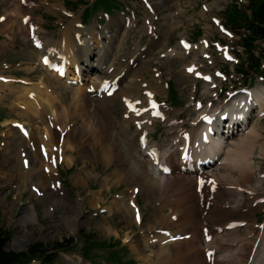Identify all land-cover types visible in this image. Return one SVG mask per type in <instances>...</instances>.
<instances>
[{"label": "rangeland", "instance_id": "374dc122", "mask_svg": "<svg viewBox=\"0 0 264 264\" xmlns=\"http://www.w3.org/2000/svg\"><path fill=\"white\" fill-rule=\"evenodd\" d=\"M20 1L0 0V18H2L0 19V231L9 238L7 248L17 253H26L27 264H148L138 259L131 247V242L137 239L138 233L141 232V222H137L138 214L137 220L129 222L114 207L113 209L109 207L112 198L128 187L125 182L109 183L113 179L108 174L119 171L115 169L119 164L118 159L113 158L111 166L97 159L96 154L99 151H95V141L91 136L94 118H91L89 125H83L86 135L75 134L69 139L68 135L73 129L79 128L84 122L79 108L68 105L67 99L72 94V90L63 86L57 88L59 92L53 93L46 89L45 84L39 88L40 79H43V82L45 79V82L56 87H59V82L42 68V47H35L32 39L26 41L28 34L25 36L20 28L21 20L24 24H29L32 20L35 24H31V29L35 26L40 27L42 32L40 39L43 43L51 37L60 38L61 43L64 35L68 34L73 46L74 42L79 44L78 41L83 39L86 33L81 35L79 29L81 31L88 29L96 46L92 56L95 55L96 58L102 49L109 48L112 37H115L110 59L102 68L107 70L109 65H114L119 68V72L123 71L121 77L128 73V81L135 80L138 83L141 81L142 87L132 98L145 99L149 93L148 98L153 97L157 100L161 111H159L160 115H154L157 117V122L149 136V141L161 144L169 136L165 115L173 118L184 130L191 131L194 128V119L202 110H205L206 114H212L215 109H223L229 104V99L242 94L246 89L263 90L264 73L255 71L251 67L249 64L251 59L240 42V33L245 29L239 27L241 22L237 25L230 23L236 11H239L240 20L250 14L249 4L252 0ZM20 3L27 9L21 11L22 9L18 8ZM28 7L33 8V13L29 12ZM87 36L90 38L89 35ZM182 38L187 40V46L192 47L191 50L187 52L183 50L180 45ZM203 41H206L205 57L201 53ZM258 44L260 48L264 47L263 43ZM174 51L184 54H173ZM255 55L263 56L260 50H256ZM92 56L91 62L96 59ZM194 62L200 63V71H197L199 67ZM191 63L196 66L195 74L192 73L191 68H189L191 72L188 73V66L190 67ZM262 63L264 71V58ZM74 74L73 69L70 70L69 77H74ZM205 76L213 77L214 82L206 86V82L209 83L210 80H205ZM94 78L95 75L92 79ZM152 78L157 81L159 87L156 96L146 89ZM11 79L15 80L12 84L14 87L25 85L28 88H35L43 101L54 99L52 100L54 105L51 104L48 108L59 124L54 125L45 121L43 123L41 117L25 113L24 106L18 99V89L10 88L11 84L8 82ZM69 83L71 84L68 81V85ZM72 84L74 88L79 85L87 86V83L82 84L78 80ZM259 92L263 93L264 90ZM110 97L114 116L121 122L115 126V130L119 132L118 136L125 145L126 136L135 134L136 125L132 123L131 131L127 135L122 134L126 102L119 92L116 96L110 94ZM197 104L201 106L200 109L196 107ZM226 114H228L227 120L230 121V115L226 112L219 114L218 117L216 114L215 117L219 121ZM11 121H20L32 126L34 140L40 139V129L48 124L52 125L53 131L60 135L58 143L54 144V148L60 152L59 155L61 154L60 157L55 156L54 151H48L49 155L45 156L54 160L57 166L54 170L57 175L45 181L48 182L45 187H42V182L38 181L45 174L43 171H38L39 173L24 181L9 175L13 170L16 171V166L20 165V158L14 157L18 148L23 144L25 145L23 148L26 149L24 153L29 151L27 140L22 139L26 136L24 137L22 130H18L16 126L14 130ZM228 121H225L226 127L231 123ZM248 126L256 127L261 134L256 142L253 163L256 166L255 177L264 180V149L262 150L264 113L259 117L250 118ZM10 128H13V132ZM237 130L235 129L233 135L230 131L233 138L231 140L238 141L243 135V131L237 132ZM128 147H132V151L133 148L136 149L135 143ZM84 152L87 154L85 158ZM51 154L54 155L52 158ZM39 158L41 159L39 155H31L34 163L36 161L41 163L42 159ZM165 159L168 160L167 155ZM27 164L34 168L30 160ZM41 164L35 168H39ZM84 165L88 167L83 170ZM127 166L129 168L130 165ZM81 168L84 174L91 173L90 176H86L87 184L76 185L73 182L74 173ZM106 175H108L107 179H105ZM60 184L63 196L68 197L69 204L71 201L74 204L79 202L83 204L78 224L73 225L74 228L70 227L68 218L64 214L65 210L53 206V202L60 199ZM34 185L39 188V195L32 193ZM51 185L55 187L52 188L53 191L50 190ZM244 194L248 200L249 192L245 191ZM257 195L260 197L258 199L264 198V187L258 190ZM88 200H94L97 208L87 203ZM133 201L139 211L141 210V217L143 214V224L152 216L155 203L148 202L140 194ZM106 206H108L106 209L111 210L105 212L99 209ZM33 207L38 217L37 222L26 218L28 211ZM49 208L52 210L51 214H46ZM247 210L244 211V217L250 224L264 225V200L260 202L259 207ZM166 211L171 213L169 209ZM112 214L114 216L111 218ZM75 216L72 212L71 217L75 218ZM105 222L113 227V233L110 235L99 230L98 226ZM241 233L244 235L245 230ZM38 243L44 245L46 250L43 251L44 254L34 257L28 255V248ZM169 248L173 251L174 246L169 245ZM150 253L151 251L148 250L147 254Z\"/></svg>", "mask_w": 264, "mask_h": 264}, {"label": "bare ground", "instance_id": "6f19581e", "mask_svg": "<svg viewBox=\"0 0 264 264\" xmlns=\"http://www.w3.org/2000/svg\"><path fill=\"white\" fill-rule=\"evenodd\" d=\"M27 1L29 2V0H24V2ZM18 8L22 9L21 11L27 9L21 3ZM28 9L30 13L33 11V8L28 7ZM31 24L35 23L30 20L29 24H24L21 20L20 28L25 36L28 34L25 38L26 41L32 39V43H35L41 40L40 33L42 32L38 26L31 29ZM79 31L81 35L86 32L83 35L84 38L79 39V44L74 42L72 46L73 43L69 40L70 36L65 34L61 43L60 38L51 37L45 43L42 42L41 48L42 61L43 58H46L54 64L60 65L63 61L70 60L72 64L79 67L78 72L73 75L74 77L67 76L64 78L59 71L54 70L53 65L51 68L41 62L42 68L59 82V87L52 86L45 82V79L44 82L43 79H40L41 85L38 84V86L40 88L45 84L46 89L53 93L59 92L58 89L63 86L72 90V94L67 99L68 105L79 108L84 122L79 128L73 129L72 133L68 135L69 139L75 134H82L83 136L86 133L83 125H89L91 118H94V129L91 131V136L95 141V151H99L96 154L97 159L107 166H111L113 158L118 159L119 164L115 169L119 170L120 173L109 172V177L113 179L109 183L125 182L128 187L119 195H115V200H113L114 197L112 198L113 201L109 202V207H114L129 222L136 219L138 214L139 218L136 220L141 222V226L139 225L141 232L138 233L139 237L131 242V247L137 258L148 264H264V225L250 224L244 217L245 209L248 211L247 209L259 207L260 202L264 200V198L258 199L260 197L257 195L258 190L264 187V180L255 177L256 166L253 163L256 142L261 134L256 127L248 126L250 118L259 117L264 113V92H259L263 91L264 88L259 91L252 90L249 93L243 92L229 99V104L225 105L223 109H215L212 112L213 115L229 113L231 119L227 121L231 123L226 127L221 121H213L211 125L207 126L218 130L213 135L206 132L204 120L209 114L202 110L194 119V128L191 131L184 130L176 124L173 118L165 115L169 136L161 144L152 143L149 141V136H151L157 122L154 113L161 111L160 106L155 108L151 104L156 99L148 98L149 93L145 99L132 98L134 93H137L142 87L141 81L140 83L135 82V80L128 81V73L121 77L123 71L119 72V68L117 69L114 65H109L107 70H103V64L110 59L115 37H112L109 48L102 49L96 58L95 55L92 56L96 46L93 44L91 32L88 29L83 31L79 29ZM203 43L201 53L205 57L206 41ZM180 45L184 48L183 50H186L185 52L192 49V47L187 46L185 38L181 39ZM173 54H184V52L177 53L174 51ZM91 56L96 58L93 62H91L92 59L90 61ZM194 64L199 67V70L192 63L190 67L188 66V69L193 68V74L197 73L196 70H201L200 63L194 62ZM67 65L70 68L68 62ZM71 68L75 71L74 67ZM190 72L189 69L188 73ZM93 75H95L94 79H92ZM153 78L149 80L146 89L156 96L159 87ZM77 80L82 84L87 83V86L79 85L74 88L72 82ZM68 81L71 84L68 85ZM14 82L15 80L11 79L8 82L11 86H8L13 88ZM213 82L214 78L212 77L210 82H206L205 85H210ZM112 86L117 87L113 96L119 92L126 102L122 134L127 135L131 131L132 123L136 125L135 134L126 136L125 145L118 136L119 132L115 130V126L121 122L115 118L113 113L112 98L109 95ZM107 87L108 89H106ZM14 88L18 89V99L24 106L25 113L41 117L43 123L45 121L54 125L59 124L58 121L54 120L51 109L48 108L54 103V101L52 102L54 99L50 98L51 101H43L40 95L39 98L35 88H28L25 85H16ZM128 104H134L135 110H131ZM196 107L201 108L199 104ZM11 122L13 128L14 124L18 122L23 125V130L26 132L22 130V133L26 137L22 139L27 140L29 151L24 153L26 149L23 148L25 146L23 144L18 148L19 150L15 152L14 157L20 158V165L16 166V171L13 172V170L9 175L13 176L12 178L19 177L24 181V179L28 180L32 175L39 173L38 171H43L45 174L38 181L42 182V187H45L46 184L48 185V182L45 181L55 178L54 170L57 168L56 162L47 159L45 156L48 151H54L55 156L60 157V152L54 148V144L58 143L60 135L58 132H54L55 130L53 131L52 125L48 124L40 129V139L34 140L32 138L34 133L32 126L20 121ZM13 128H10V131ZM17 129L20 128L17 127ZM235 129H238L237 132L243 131V135L238 141L231 140L233 138L230 131L233 135ZM14 130L16 129L14 128ZM246 130L248 131L246 132ZM143 137L147 138L146 145L142 143ZM133 143H135L136 149L133 148L132 151L134 146L130 148L128 145H133ZM6 150L8 149L6 148ZM32 154L39 155L42 164L38 161L32 162ZM166 155L168 160L165 159ZM50 156L52 158L54 155L51 154ZM83 156L85 158L87 154L85 153ZM29 160L34 168L27 164ZM164 162H168L165 166L171 168L168 173L161 169ZM40 164L39 168H35ZM128 164L130 165L129 168ZM86 167L88 165H84L83 170ZM82 168L74 173L73 182L76 185L87 184L86 176H90L91 172L84 174ZM115 173L117 174L115 175ZM106 186L108 187L107 183ZM49 187L52 191V188H55L54 185ZM60 187V199L55 200L53 206L62 207L65 210L64 214L68 218V223L70 227L74 228L73 225L78 224L83 204L82 202L74 204L73 201L69 204L67 202L68 197L63 196L61 184ZM245 191L249 192L248 200H246ZM33 192L39 195L40 191L36 185L33 187ZM139 194L148 202L155 203L152 216L143 224V214L141 217V210L139 211L133 201ZM87 203L97 208L94 200H88ZM107 207H99V209L105 212L110 211L111 209H106ZM167 209L170 210V214L166 211ZM51 211L50 208L47 209L46 214H51ZM72 212L75 213V218L71 217ZM113 214L111 218L114 216ZM26 218L29 221L37 222L38 217L34 207L28 211ZM98 227L101 232L109 235L113 233V227L106 222ZM242 230H245L244 235L241 233ZM169 245L174 246L173 251H170ZM148 250L152 254H147Z\"/></svg>", "mask_w": 264, "mask_h": 264}, {"label": "trees", "instance_id": "16d2710c", "mask_svg": "<svg viewBox=\"0 0 264 264\" xmlns=\"http://www.w3.org/2000/svg\"><path fill=\"white\" fill-rule=\"evenodd\" d=\"M249 9L250 14L242 17V20H240L239 11H236L230 23L237 25L241 22L239 27H243L245 31L240 33V42L251 59L249 64L255 71L264 73L262 69L263 63L261 64L264 58V47L260 48L258 46L260 42L264 44V0H252L249 4ZM256 50H260L263 56H256ZM8 240V236L0 231V264H27L26 253H17L9 250L7 248ZM43 251H46L43 244H33L28 248V255L34 257L38 254H44Z\"/></svg>", "mask_w": 264, "mask_h": 264}, {"label": "snow or ice", "instance_id": "6c2138e0", "mask_svg": "<svg viewBox=\"0 0 264 264\" xmlns=\"http://www.w3.org/2000/svg\"><path fill=\"white\" fill-rule=\"evenodd\" d=\"M0 19H2V18H0ZM139 218V217H138Z\"/></svg>", "mask_w": 264, "mask_h": 264}]
</instances>
